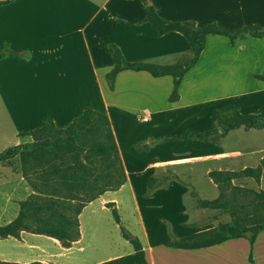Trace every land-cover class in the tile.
I'll return each instance as SVG.
<instances>
[{
  "label": "crops",
  "instance_id": "0c3cea01",
  "mask_svg": "<svg viewBox=\"0 0 264 264\" xmlns=\"http://www.w3.org/2000/svg\"><path fill=\"white\" fill-rule=\"evenodd\" d=\"M149 2L167 20H190L198 26L216 22L224 27H264V0ZM145 14L140 0H11L0 4V51L14 52L0 60V90L7 91L0 95L5 115V125L0 123V144H6L3 151L12 147L9 144L28 143L30 135L23 134L48 121L66 129L85 110L100 112L110 122L125 177L117 189L98 192L83 208L97 201L106 208L114 203L121 220V208H127L149 264H264V232L253 246L244 238L199 249L166 245L171 235L182 238L216 226L206 219L218 209L199 204V200L220 195L211 171L250 167L248 158L257 150L261 156L255 167L264 159V144H252L250 138L252 130L264 128L242 126L209 141L178 138L186 131L214 127L215 112L231 106L242 114L264 112V80L256 78L264 74V37L231 43L228 37L208 35L197 63L180 82L176 101L170 100L174 77H156L146 70L120 71L111 90L105 78L114 65L110 43L128 61L169 63L172 54L165 53L172 46H157L158 32L144 21ZM141 42H146L145 54L127 52ZM144 114L150 119L144 121ZM236 131L243 139L239 147L227 143ZM17 175L0 164V187H16ZM251 179L255 180L239 177L233 184L248 187ZM263 181L264 168L256 182L262 187ZM18 213L19 204L12 200L5 211L0 207V219H7L4 224ZM81 230L80 239L68 248L56 238L27 231L19 238H1L21 243L18 247L25 251L15 258L0 253V261L51 264L53 260L56 264V258L63 257V264H137L134 249L99 261L73 256L74 250L83 248H77L83 240ZM62 250L63 256H57Z\"/></svg>",
  "mask_w": 264,
  "mask_h": 264
},
{
  "label": "trees",
  "instance_id": "16d2710c",
  "mask_svg": "<svg viewBox=\"0 0 264 264\" xmlns=\"http://www.w3.org/2000/svg\"><path fill=\"white\" fill-rule=\"evenodd\" d=\"M140 1L146 10L144 21L153 25L160 34H181L189 42L192 56L184 62L169 65L150 61L131 62L126 60L116 44L110 43L109 51L114 65L105 78L111 90L114 89L120 71L146 70L156 77H174L170 100L176 101L179 98L180 82L197 63L208 35L228 37L231 43L249 36L264 37V27L257 24L224 27L211 22L198 26L190 20H167L157 12L154 4H149L150 0ZM9 2L11 0H4L0 4ZM7 55H14V52L0 51V60ZM256 78L264 80V74L256 75ZM215 118L214 127L202 132L186 131L178 138L209 141L242 126L264 128V112L261 111L242 114L237 107L231 106L216 111ZM23 135H30L33 141L5 149L0 153V159L20 156L24 173L32 172L40 182H32L35 192L20 203L17 217L0 225V238H19L22 231H27L56 238L63 247L68 248L81 237L78 215L90 196L95 191L117 189L125 177L110 122L106 115L88 109L66 129H58L52 121H48L42 128ZM263 168L264 159L257 167H247L240 171H211L209 176L220 189V195L213 200H199V204L205 208L222 210L230 216V220L182 238L171 235L172 239L166 245L179 249H199L244 238L253 246L257 237L264 232V190L237 186L233 180L252 177L260 182ZM107 207L111 209L122 236L132 245L137 264H149L142 243L124 226L114 203H108ZM67 211L72 212L73 217H67ZM0 264L21 263L0 261Z\"/></svg>",
  "mask_w": 264,
  "mask_h": 264
},
{
  "label": "rangeland",
  "instance_id": "374dc122",
  "mask_svg": "<svg viewBox=\"0 0 264 264\" xmlns=\"http://www.w3.org/2000/svg\"><path fill=\"white\" fill-rule=\"evenodd\" d=\"M151 28L154 29V27L151 26ZM158 32V31H157ZM146 32L145 34H147ZM156 35V44L157 46L164 47L167 45L172 46V50L166 52L165 54H172L167 60L169 61L168 64H174L177 62H184L192 56V52L190 51V44L189 42L179 33L177 32H167L164 34L155 33ZM154 35V34H153ZM151 34V38L153 36ZM144 41L147 40V37L143 38ZM146 43V42H145ZM144 42H141L140 44H135L129 47L128 53L130 54H145L146 45ZM221 48V47H219ZM104 55V54H103ZM113 59V58H112ZM135 61H148V60H133L131 62ZM155 63V62H154ZM7 91L0 90V95L3 97L6 95ZM5 115L0 108V123H3ZM4 124V123H3ZM5 125V124H4ZM48 127V126H47ZM56 127V126H55ZM240 131H236L231 135V137L227 140V143L230 146H240V142L243 140ZM252 133L250 134L251 143L254 142V144H264V131H257L252 130ZM27 139H29V142L33 141V138L31 136H27ZM250 141V140H249ZM9 143L14 142H7V145ZM253 144V143H252ZM6 144L1 143L0 144V153L3 151ZM13 146L14 144H9V146ZM8 146V147H9ZM261 156L260 151L257 150L254 155H251L248 158V165L250 167H255L257 165L256 159ZM0 164H3L5 167H8L12 169L16 174H18L14 179L18 180L15 182V186L13 187L11 185H6L5 187H0V207L1 211H5L7 207H10V201H14L19 204L20 209V203L22 201H25L29 198L30 195H32L35 190L32 186V182L38 183L40 182L37 175L33 174L32 172H29L28 174L24 173L23 170V162L20 158V156H15L13 158L9 159H0ZM23 178V179H22ZM21 182V183H20ZM254 189L256 191L264 189V181L262 183V187L258 183L251 179V181L248 182L247 188ZM98 192L102 191H95L89 198V201L97 195ZM86 205V204H85ZM122 222L124 226L134 235H137V226L133 224V219L131 218L128 209L122 206ZM217 213H211L209 217L206 219V222L210 223L211 225H217L219 222H227L230 220V216L227 213L222 212V210L216 211ZM67 217H73V213L67 211L65 213ZM81 223V229H83V240L82 242L77 246L83 247L82 249H76L73 251L72 255L76 256L79 255L87 260H94L99 261L100 259L106 258L107 256L124 252L127 250H133L132 245L122 236L121 230L118 226V224L115 222L112 211L110 208L102 207L100 202H94L92 205H88L85 208H83L80 212V215H78ZM7 221V219H0V225H5L4 222ZM82 231V230H81ZM21 234V233H20ZM61 243V242H60ZM18 242L15 241H3L0 238V253H6L7 255H10L11 258L17 257V254L20 252H24L25 249H20L18 246H20ZM62 245V244H61ZM54 251V249H53ZM64 251H61V255L57 256H63ZM50 258H56L52 257L53 255H50ZM63 257L56 258L55 263L56 264H63L61 261H63ZM23 264V263H21ZM51 264H54V261L52 260Z\"/></svg>",
  "mask_w": 264,
  "mask_h": 264
},
{
  "label": "built area",
  "instance_id": "2783aa9c",
  "mask_svg": "<svg viewBox=\"0 0 264 264\" xmlns=\"http://www.w3.org/2000/svg\"><path fill=\"white\" fill-rule=\"evenodd\" d=\"M150 119V116L148 115V114H144V116H143V120L144 121H147V120H149Z\"/></svg>",
  "mask_w": 264,
  "mask_h": 264
},
{
  "label": "water",
  "instance_id": "95a60500",
  "mask_svg": "<svg viewBox=\"0 0 264 264\" xmlns=\"http://www.w3.org/2000/svg\"><path fill=\"white\" fill-rule=\"evenodd\" d=\"M149 4H151V2H149Z\"/></svg>",
  "mask_w": 264,
  "mask_h": 264
}]
</instances>
